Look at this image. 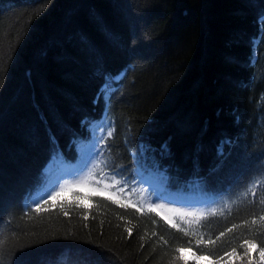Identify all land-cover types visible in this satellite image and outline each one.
I'll use <instances>...</instances> for the list:
<instances>
[{
    "label": "trees",
    "instance_id": "1",
    "mask_svg": "<svg viewBox=\"0 0 264 264\" xmlns=\"http://www.w3.org/2000/svg\"><path fill=\"white\" fill-rule=\"evenodd\" d=\"M262 13L264 0H0V264H248L246 241L264 264ZM105 75L123 77L106 111ZM111 121L94 187L149 178L219 208L174 226L68 187L36 211Z\"/></svg>",
    "mask_w": 264,
    "mask_h": 264
},
{
    "label": "rangeland",
    "instance_id": "2",
    "mask_svg": "<svg viewBox=\"0 0 264 264\" xmlns=\"http://www.w3.org/2000/svg\"><path fill=\"white\" fill-rule=\"evenodd\" d=\"M107 134L105 129L97 128L92 133V142L90 146L82 151V162L76 165L67 176L61 175L54 176L50 181L46 192L43 195H38L34 199L33 205L36 206L44 199L51 197L61 190H66L71 187L84 189L89 192H96L100 194H105L113 199L123 201L125 203L133 205H143L149 209L158 210L167 220L170 222L179 224L182 220L175 219L176 217H185L188 214H198L203 215L212 211H216L218 206L206 203L204 205H192L185 201L167 200L161 197L158 192L157 183L152 180L144 179L140 185L133 184L129 185L124 182L117 183H104L103 187H94L92 183L96 186L95 181V160L93 163L89 164L88 156L91 154L93 145L97 141H100L101 136ZM98 144H96V147ZM75 172L80 173V177H73ZM78 176V175H77ZM98 185V183H97ZM72 188V189H74ZM153 193H152V191ZM184 197V196H183ZM184 259L188 262H195L200 264H211L210 261L206 259L198 258L189 252H182Z\"/></svg>",
    "mask_w": 264,
    "mask_h": 264
},
{
    "label": "snow or ice",
    "instance_id": "3",
    "mask_svg": "<svg viewBox=\"0 0 264 264\" xmlns=\"http://www.w3.org/2000/svg\"><path fill=\"white\" fill-rule=\"evenodd\" d=\"M262 16H264V13H262ZM91 47V45H90ZM123 77L120 76V77H116V76H109V75H105L104 77V84L101 86V89L100 91L97 93V100L94 101V103L98 102L99 99L101 98V96L104 97L105 99V111L107 110V103H108V93H109V90L111 89V91H115L114 88H111V85L113 83H118L120 79H122ZM88 123L87 119H84L81 121V125H86ZM114 124L115 122L114 121H111L109 122V125H108V131H107V135L106 136H101V140H107V139H111L114 137V134L116 132V129L114 127ZM87 132V129L85 130ZM54 138V137H53ZM82 139H87V135L85 136H82L81 137ZM100 141H97L96 144H99ZM125 143H127V141H125ZM96 144L93 145V149H95L94 151L91 152V154L88 156V163L91 164L93 163V161L99 157L101 155V152H102V149L100 148H97L96 147ZM110 147V146H109ZM143 147V146H141ZM162 148L166 149L167 148V145H162L161 146ZM218 154L222 155L223 152H222V148L218 146ZM138 158H139V155L137 152H133L132 153V161H131V164H132V167H131V171H135V165L138 163ZM113 168L115 169L116 168V165L115 163H113ZM124 171H129V168L126 167V166H121L119 168V172L122 173ZM78 195V194H77ZM45 204H47V201H44ZM77 203L79 204V199L77 200ZM81 207H84L83 205H80ZM123 206V205H122ZM42 209L40 208L39 205H37L36 207V211H41ZM153 211L155 209H152ZM68 213L66 212L65 215H67ZM84 219L87 220L88 217L85 215L84 216ZM262 219H264V217H262ZM175 226V225H174ZM129 234L131 235V230H129ZM253 242L251 241H246L245 244H246V247H245V251H244V256L248 258V264H253V261H252V258L251 256L249 255V247L252 245ZM180 249H177V252H179ZM231 255H236V251L233 250ZM177 259H180L179 256H177ZM260 260L262 262H264V250H261L260 251Z\"/></svg>",
    "mask_w": 264,
    "mask_h": 264
},
{
    "label": "bare ground",
    "instance_id": "4",
    "mask_svg": "<svg viewBox=\"0 0 264 264\" xmlns=\"http://www.w3.org/2000/svg\"><path fill=\"white\" fill-rule=\"evenodd\" d=\"M102 126L105 128V120L102 122ZM101 141V140H100Z\"/></svg>",
    "mask_w": 264,
    "mask_h": 264
}]
</instances>
